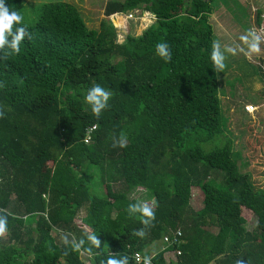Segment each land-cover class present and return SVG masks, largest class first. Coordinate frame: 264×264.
<instances>
[{"label":"trees","instance_id":"obj_1","mask_svg":"<svg viewBox=\"0 0 264 264\" xmlns=\"http://www.w3.org/2000/svg\"><path fill=\"white\" fill-rule=\"evenodd\" d=\"M212 2L107 0L105 18L138 8L154 19L117 42L108 20L88 29L65 2L4 0L10 12L36 6V13L31 25L14 23L0 46V215L8 219L0 264H107L109 257L140 264L133 253L166 264L171 251L179 255L168 264H264V190L240 171L233 140L220 139L228 131L211 59ZM158 43L167 45L166 57ZM94 85L110 93L98 118L85 102ZM122 133L127 146L113 147ZM215 138L221 145L210 148ZM94 168L97 183L88 175ZM97 185L105 197L94 195ZM138 188L153 197L147 227L138 211H127ZM191 188L202 197L198 210L189 205ZM245 210L255 219L250 231ZM141 228L143 238L133 234ZM176 230L179 245L161 243ZM81 239L82 249L72 251Z\"/></svg>","mask_w":264,"mask_h":264},{"label":"rangeland","instance_id":"obj_2","mask_svg":"<svg viewBox=\"0 0 264 264\" xmlns=\"http://www.w3.org/2000/svg\"><path fill=\"white\" fill-rule=\"evenodd\" d=\"M47 1H62L74 6L88 29H96L102 19L108 20L115 30L117 42H121L126 35H139L154 20L150 14L138 8L105 18L103 5L107 0H25L29 4ZM248 5L246 1L237 4L234 0H213L214 13L209 21L216 37L215 50L225 57V67H218V79L221 80L222 91H225V98L223 95L220 97L221 127L225 126L228 133L220 139L223 142L233 140V148L241 157L237 162L240 171L250 175L255 188L264 190V26L257 27L255 18L249 20ZM35 7L26 6L22 10L23 25L33 23ZM261 12L262 9H259L258 14ZM256 37H259V52H252L250 45ZM247 104L254 107L251 114L243 112ZM220 139L215 138L209 147H219ZM88 175L92 182L97 183L95 168ZM92 190L97 197H105L103 186L97 185ZM128 198L147 203L150 207L154 203L153 197L142 188L131 191ZM201 199L200 192L191 188L189 205L193 210L201 207ZM241 216L245 220L242 226L250 231L255 225L254 217L246 210L241 212ZM75 223L81 226L77 221ZM51 235L55 237V234ZM160 246L159 242L155 243L148 253L153 254Z\"/></svg>","mask_w":264,"mask_h":264},{"label":"clouds","instance_id":"obj_3","mask_svg":"<svg viewBox=\"0 0 264 264\" xmlns=\"http://www.w3.org/2000/svg\"><path fill=\"white\" fill-rule=\"evenodd\" d=\"M23 19L24 17L22 14L16 11L10 12L9 8L4 6V0H0V46L4 44L5 33L8 32L9 34H11L13 24L14 23L22 24ZM26 30H27L26 26H21L17 28V34L14 36L13 44H12V47L15 50L16 54H19L20 52V49L17 48V45L19 44ZM258 43H259V37H256L255 42H253L250 45V51L259 52ZM156 50L158 51L160 56L162 57L167 56V45H165L164 43H158L156 45ZM5 59H7V57ZM211 59L217 67L221 69L225 67L223 63L225 57L222 54H220L218 51H216L215 49L213 50L211 54ZM109 98H110L109 92H107L105 89H103L99 85H94L91 89L88 90L85 96V102L91 106V111L93 115L98 118L101 114V110L106 107L107 101ZM246 107L248 111L253 110V106L251 105H248ZM0 116H3L2 111H0ZM117 145L119 147L127 146V140L123 133L121 134V138L118 141L113 143V147H116ZM129 209L138 211L140 213V217H139L140 222L146 227L151 225L152 221L155 219L154 210L147 203L138 202L136 205L130 204L128 206L127 211ZM7 224H8L7 215H0V238H3L5 236L7 232ZM133 234L141 238H143L146 235L144 228L135 230ZM86 235H87V239L91 242V245L93 247L99 248L100 241L96 239V236L94 234H86ZM63 243L65 245H69V242L66 236L63 238ZM83 244H84V241L83 239H81L79 243H74L70 246L71 250L79 252L82 249ZM85 250L89 254L92 253L91 248H87ZM136 259L137 261L140 260L139 253L136 254ZM151 259H152L151 257L145 256L143 258V264H150ZM126 261H127V258L123 262V264H126ZM101 264H103V261H101ZM107 264H121V262H118L112 259L111 257H109L107 259Z\"/></svg>","mask_w":264,"mask_h":264},{"label":"built area","instance_id":"obj_4","mask_svg":"<svg viewBox=\"0 0 264 264\" xmlns=\"http://www.w3.org/2000/svg\"><path fill=\"white\" fill-rule=\"evenodd\" d=\"M250 104H247L243 107V112L244 113H247V114H251L252 111H254V107H253V110L252 111H248L247 110V107ZM94 130V127H89L85 130V134H84V137L82 139V142L83 144H88L89 142V138H90V134L91 132ZM180 237H181V234L178 230L174 231V232H168L167 234L163 235L162 238H161V243L165 244V245H168V246H177L180 244ZM136 254L137 253H133L132 254V259L134 261V263H140V264H143V257L140 255V260L137 261L136 259ZM166 254V255H165ZM163 255V260L166 264L169 263V261H173L175 259V257L177 255H179V252H176V251H171V252H167ZM151 263V261H150Z\"/></svg>","mask_w":264,"mask_h":264},{"label":"crops","instance_id":"obj_5","mask_svg":"<svg viewBox=\"0 0 264 264\" xmlns=\"http://www.w3.org/2000/svg\"><path fill=\"white\" fill-rule=\"evenodd\" d=\"M237 4L243 3L246 1L249 5V20L251 18H255V25L260 28V26H264V0H234ZM262 9V12L258 14V10ZM251 10V11H250ZM213 15V14H212ZM252 23L249 21V26ZM257 29V28H256ZM149 252V250H148ZM149 254V253H148Z\"/></svg>","mask_w":264,"mask_h":264}]
</instances>
